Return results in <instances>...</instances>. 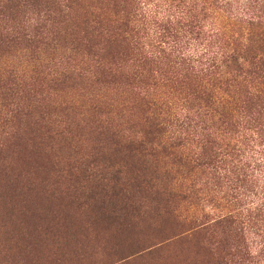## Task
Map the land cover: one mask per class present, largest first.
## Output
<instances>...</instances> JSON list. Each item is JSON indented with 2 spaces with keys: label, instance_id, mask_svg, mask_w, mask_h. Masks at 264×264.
I'll list each match as a JSON object with an SVG mask.
<instances>
[{
  "label": "rangeland",
  "instance_id": "obj_1",
  "mask_svg": "<svg viewBox=\"0 0 264 264\" xmlns=\"http://www.w3.org/2000/svg\"><path fill=\"white\" fill-rule=\"evenodd\" d=\"M76 10L79 17L66 15ZM124 20L107 0H0V264H203L188 228L220 213L191 196L176 202L172 214L162 213L164 219H152L145 209L113 213L129 200L102 203L98 195L111 178L125 189L138 173L129 155L109 148L111 137L132 135L124 127L129 114L141 127L161 105L177 103L163 65L153 67L152 78L144 76L142 90L118 77L95 83L111 55L92 25ZM86 35L101 44L102 56L89 55ZM134 60L123 64L128 78L144 73ZM143 99L157 105L148 114ZM160 166L161 175L174 171ZM204 182L195 189L208 191ZM191 185L183 181V189ZM144 197L138 201L148 206Z\"/></svg>",
  "mask_w": 264,
  "mask_h": 264
},
{
  "label": "trees",
  "instance_id": "obj_2",
  "mask_svg": "<svg viewBox=\"0 0 264 264\" xmlns=\"http://www.w3.org/2000/svg\"><path fill=\"white\" fill-rule=\"evenodd\" d=\"M107 2L115 12H123L125 20L117 26L92 25L103 51L111 55L95 83L118 77L134 81L131 84L139 85L133 89L142 90L144 76L152 78L153 67L163 65L166 86L177 103L161 105L141 127L129 114L124 123L132 133L129 140L111 137L109 148L129 155L139 169L135 182L125 189L116 176L111 178L114 183L103 178L107 183L97 193L102 203L126 197L128 207H114L113 213L134 215L145 209L144 217L162 220L161 214H172L176 202L194 196L203 207L220 213L188 228L203 264H264V0ZM78 11L66 15L77 18ZM86 37L89 55L102 56L101 44ZM135 49L143 52L134 55ZM125 58L135 59L133 66L145 74L137 71L128 78L123 73ZM153 106L157 105L145 101V114ZM168 164L174 171L161 175L158 167ZM186 179L192 185L183 189ZM202 181L210 188L206 192L195 189ZM139 195L150 208L138 201Z\"/></svg>",
  "mask_w": 264,
  "mask_h": 264
}]
</instances>
